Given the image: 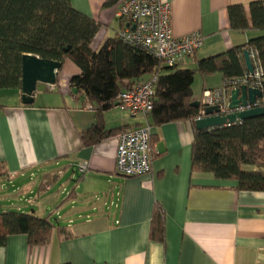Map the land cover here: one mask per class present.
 <instances>
[{"label":"crops","instance_id":"0c3cea01","mask_svg":"<svg viewBox=\"0 0 264 264\" xmlns=\"http://www.w3.org/2000/svg\"><path fill=\"white\" fill-rule=\"evenodd\" d=\"M120 1L70 0L99 24L94 50L116 37L123 25L115 16ZM161 1L170 4L174 36L199 31L204 38L178 68L196 69L198 59L259 34L250 26L231 28L228 17V7L236 4L249 17V5L257 0ZM79 72L66 58L54 85L39 90L37 83L30 104L22 103L20 88L0 89V163L5 172L0 209L56 216L58 226L44 246L30 248L23 234L8 236L0 246V264H264V191L238 189L234 180L192 170L194 134L188 120L152 125L149 115H131L114 106L102 113L104 128L115 129L113 134L82 145L80 134L96 121L94 104L70 86ZM223 82L220 72H197L195 101L202 104L203 91ZM147 122L150 171L124 176L116 171L117 137ZM27 201L34 203L25 206ZM155 208L162 211L163 241L150 236Z\"/></svg>","mask_w":264,"mask_h":264},{"label":"trees","instance_id":"16d2710c","mask_svg":"<svg viewBox=\"0 0 264 264\" xmlns=\"http://www.w3.org/2000/svg\"><path fill=\"white\" fill-rule=\"evenodd\" d=\"M115 0H107L112 2ZM230 27L259 34L241 45L197 60L196 69L165 65L144 49L107 38L94 50L91 43L99 24L77 11L70 0H0V89L20 88L21 61L25 54L63 62L72 60L80 70L70 78V86L94 104L95 124L80 134L82 145H94L105 136L102 113L113 108L117 94L140 79L157 75L150 116L152 125L188 120L193 125L191 168L211 173L217 179L234 180L236 188L264 191V115L239 120L229 125L197 129L201 115L192 105L195 74L220 72L223 80L237 79L246 72L243 51L253 49L262 69L259 89L264 105V0L249 5V17L241 4L228 7ZM203 101V99H202ZM201 101V102H202ZM151 145V136H150ZM244 165L256 168L245 169ZM0 163V177L4 175ZM57 223L50 216H38L0 209V246L8 236L23 234L30 248L49 243ZM151 239L164 240L162 211L155 208L151 220ZM69 264V263H61Z\"/></svg>","mask_w":264,"mask_h":264},{"label":"built area","instance_id":"2783aa9c","mask_svg":"<svg viewBox=\"0 0 264 264\" xmlns=\"http://www.w3.org/2000/svg\"><path fill=\"white\" fill-rule=\"evenodd\" d=\"M170 4L161 0H121L115 16L123 25L116 38L126 44L144 49L160 59L165 65L173 66L184 57L192 55L203 45V35L199 31L179 37L172 34L170 27ZM252 72L246 69L237 79L224 80L221 87L204 90L202 104L219 106L221 113H228L229 94L240 85L258 88L262 69L253 49H247ZM157 75L152 73L120 91L115 106L131 115L148 116L153 109V96ZM259 103V100H257ZM259 105V104H258ZM251 107H239L242 110ZM201 115L197 118H200ZM151 126L147 122L132 130H124L117 137L116 171L124 176H137L150 171ZM86 164L81 166V171Z\"/></svg>","mask_w":264,"mask_h":264},{"label":"water","instance_id":"95a60500","mask_svg":"<svg viewBox=\"0 0 264 264\" xmlns=\"http://www.w3.org/2000/svg\"><path fill=\"white\" fill-rule=\"evenodd\" d=\"M246 69L252 72V65L248 51H243ZM59 61L42 59L33 54H25L21 61V101L30 104L34 100L37 83L54 85L57 71L61 68ZM262 98V92L258 88L240 85L230 90L228 113H221L219 106L201 104L194 101L193 106L201 110V117L195 120L197 129L210 128L219 125H229L239 120L264 115V105H258L257 100ZM251 107L235 110L239 107Z\"/></svg>","mask_w":264,"mask_h":264},{"label":"rangeland","instance_id":"374dc122","mask_svg":"<svg viewBox=\"0 0 264 264\" xmlns=\"http://www.w3.org/2000/svg\"><path fill=\"white\" fill-rule=\"evenodd\" d=\"M47 84H42V83H39V85L37 86V89H39V90H46V86ZM49 88V87H48ZM245 169H253V168H256V166H253V165H244L243 166ZM64 177H62L61 179H60V181H64V179H63ZM59 185V184H58ZM58 185L57 186H55V187H53V190H55L56 188H58ZM33 197H35V195H33ZM24 204H25V206H27L28 204H30V203H34L33 201H27V202H23ZM12 209V208H11ZM13 210H16V209H13ZM31 210V209H30ZM55 218H56V216H54V217H52V220L53 221H55ZM58 223H60V224H62L61 223V220L60 219H58Z\"/></svg>","mask_w":264,"mask_h":264}]
</instances>
